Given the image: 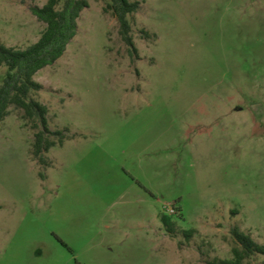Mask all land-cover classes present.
Masks as SVG:
<instances>
[{
  "label": "rangeland",
  "instance_id": "obj_1",
  "mask_svg": "<svg viewBox=\"0 0 264 264\" xmlns=\"http://www.w3.org/2000/svg\"><path fill=\"white\" fill-rule=\"evenodd\" d=\"M109 1L35 76L64 144L43 164L22 110L0 123V264H208L234 225L264 243V0H140L137 53ZM46 2L0 0V41L37 42Z\"/></svg>",
  "mask_w": 264,
  "mask_h": 264
},
{
  "label": "trees",
  "instance_id": "obj_2",
  "mask_svg": "<svg viewBox=\"0 0 264 264\" xmlns=\"http://www.w3.org/2000/svg\"><path fill=\"white\" fill-rule=\"evenodd\" d=\"M89 5V0H47L43 6L32 7V12L46 24L37 42L27 48H17L0 41V67L7 68L0 85V123L10 115L12 107L22 110V117L35 131L33 155L43 164L47 163L45 153L64 144L67 129L51 128L49 107L36 98L43 84L35 76L65 54L78 34V19ZM140 8V0H110L104 8L118 20L119 33L134 53H137V47L132 34L133 17ZM161 218L168 232L175 236L178 230L173 218L166 214ZM195 232L196 229L182 231L188 240ZM231 234L235 240L233 257H215L208 264H264V261L253 262L255 257L264 256V243L258 242L250 232L238 225L231 228Z\"/></svg>",
  "mask_w": 264,
  "mask_h": 264
}]
</instances>
